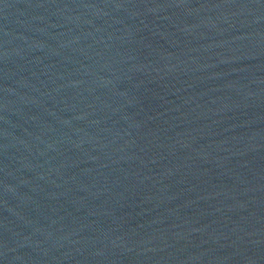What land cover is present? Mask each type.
Instances as JSON below:
<instances>
[{
    "label": "water",
    "instance_id": "water-1",
    "mask_svg": "<svg viewBox=\"0 0 264 264\" xmlns=\"http://www.w3.org/2000/svg\"><path fill=\"white\" fill-rule=\"evenodd\" d=\"M0 264H264V0H0Z\"/></svg>",
    "mask_w": 264,
    "mask_h": 264
}]
</instances>
